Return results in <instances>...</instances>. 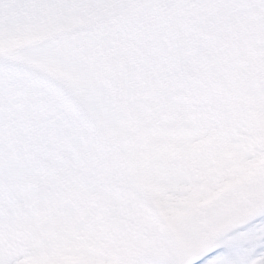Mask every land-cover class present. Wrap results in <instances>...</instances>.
<instances>
[{"label": "snow or ice", "instance_id": "1", "mask_svg": "<svg viewBox=\"0 0 264 264\" xmlns=\"http://www.w3.org/2000/svg\"><path fill=\"white\" fill-rule=\"evenodd\" d=\"M0 264H264V0H0Z\"/></svg>", "mask_w": 264, "mask_h": 264}]
</instances>
